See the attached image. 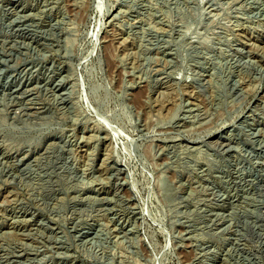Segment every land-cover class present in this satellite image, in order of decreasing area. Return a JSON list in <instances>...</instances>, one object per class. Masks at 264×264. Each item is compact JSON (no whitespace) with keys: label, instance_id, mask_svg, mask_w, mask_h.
Masks as SVG:
<instances>
[{"label":"rangeland","instance_id":"1","mask_svg":"<svg viewBox=\"0 0 264 264\" xmlns=\"http://www.w3.org/2000/svg\"><path fill=\"white\" fill-rule=\"evenodd\" d=\"M0 264H264V0H0Z\"/></svg>","mask_w":264,"mask_h":264}]
</instances>
